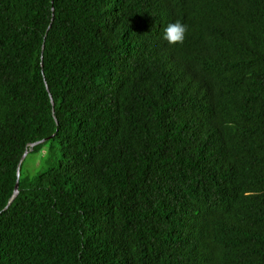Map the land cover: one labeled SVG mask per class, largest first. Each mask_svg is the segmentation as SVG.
I'll return each mask as SVG.
<instances>
[{
  "label": "trees",
  "instance_id": "trees-1",
  "mask_svg": "<svg viewBox=\"0 0 264 264\" xmlns=\"http://www.w3.org/2000/svg\"><path fill=\"white\" fill-rule=\"evenodd\" d=\"M0 264H264V0H0Z\"/></svg>",
  "mask_w": 264,
  "mask_h": 264
},
{
  "label": "rangeland",
  "instance_id": "rangeland-1",
  "mask_svg": "<svg viewBox=\"0 0 264 264\" xmlns=\"http://www.w3.org/2000/svg\"><path fill=\"white\" fill-rule=\"evenodd\" d=\"M40 155L39 154H31L26 157L25 162L23 164V171L28 175H35L39 169Z\"/></svg>",
  "mask_w": 264,
  "mask_h": 264
},
{
  "label": "water",
  "instance_id": "water-1",
  "mask_svg": "<svg viewBox=\"0 0 264 264\" xmlns=\"http://www.w3.org/2000/svg\"><path fill=\"white\" fill-rule=\"evenodd\" d=\"M45 141H46V139L45 140H42V141H39V142L36 141V142L31 143L30 144V147L24 153V155H23V157L21 159V162L19 164V168H18V180H17L16 186H15V191H14L13 197L11 198V202L18 196V194L20 192V176H21V165H22V162L27 157V155L30 153V151H32L34 149V147L36 145H40V144L44 143Z\"/></svg>",
  "mask_w": 264,
  "mask_h": 264
}]
</instances>
